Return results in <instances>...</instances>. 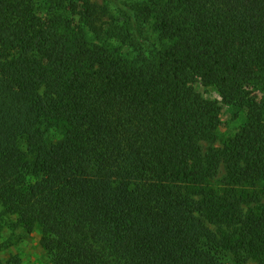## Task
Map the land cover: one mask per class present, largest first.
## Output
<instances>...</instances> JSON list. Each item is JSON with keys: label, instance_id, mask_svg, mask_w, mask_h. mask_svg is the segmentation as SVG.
<instances>
[{"label": "trees", "instance_id": "1", "mask_svg": "<svg viewBox=\"0 0 264 264\" xmlns=\"http://www.w3.org/2000/svg\"><path fill=\"white\" fill-rule=\"evenodd\" d=\"M132 10L148 54L91 0H0V220L52 264H264V0ZM209 86L242 115L220 148Z\"/></svg>", "mask_w": 264, "mask_h": 264}, {"label": "rangeland", "instance_id": "2", "mask_svg": "<svg viewBox=\"0 0 264 264\" xmlns=\"http://www.w3.org/2000/svg\"><path fill=\"white\" fill-rule=\"evenodd\" d=\"M44 1V0H42ZM98 4L102 8L101 25L102 34L108 32L107 37H112L111 40H115L118 45L127 47L133 55L148 54L151 50H154L155 39L153 37L152 29L149 24L144 28H133L134 35H137V40L129 42L126 31L121 33L124 21L131 18V22L135 25V15L132 10V6L135 2L141 0H91ZM143 1V0H142ZM135 23H134V22ZM104 31V33H103ZM117 34V35H114ZM126 37V38H125ZM125 38V41H123ZM126 44V45H125ZM202 92L209 99L217 101L221 104V96L215 87H200ZM221 125L217 129L218 139L215 142V146L222 147L224 142L230 139L239 126L242 124V115L237 114L230 106L221 104ZM226 171L221 167L219 174L213 180V184L217 188L224 189L226 183H224V177ZM1 212V207H0ZM214 230L218 231V227L211 226ZM225 231V230H224ZM40 230L35 228L33 232L27 233L22 229L12 231L9 224L5 219L0 220V260L2 264H6L7 261L13 255H18L22 264H52L47 252L40 244ZM12 239L9 247L2 248V244L8 243ZM227 264H232L229 262Z\"/></svg>", "mask_w": 264, "mask_h": 264}]
</instances>
